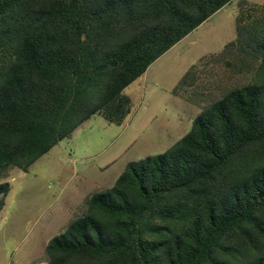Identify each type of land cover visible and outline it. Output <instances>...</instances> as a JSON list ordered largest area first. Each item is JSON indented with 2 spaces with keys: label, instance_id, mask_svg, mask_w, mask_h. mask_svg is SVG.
Instances as JSON below:
<instances>
[{
  "label": "trees",
  "instance_id": "16d2710c",
  "mask_svg": "<svg viewBox=\"0 0 264 264\" xmlns=\"http://www.w3.org/2000/svg\"><path fill=\"white\" fill-rule=\"evenodd\" d=\"M232 1L0 0V212L13 169L94 115L123 123L122 92ZM208 65L248 78L197 92ZM172 94L200 109L190 130L91 193L45 264H264V4L240 2L234 40Z\"/></svg>",
  "mask_w": 264,
  "mask_h": 264
},
{
  "label": "rangeland",
  "instance_id": "374dc122",
  "mask_svg": "<svg viewBox=\"0 0 264 264\" xmlns=\"http://www.w3.org/2000/svg\"><path fill=\"white\" fill-rule=\"evenodd\" d=\"M240 2L264 4L233 0L157 59L122 92L131 99L123 123L94 115L26 171L9 173L0 264H45L49 239L82 211L91 193L111 187L128 163L164 153L190 130L200 109L172 91L191 66L234 40ZM198 77L197 92L206 95L248 78L215 65L202 67Z\"/></svg>",
  "mask_w": 264,
  "mask_h": 264
}]
</instances>
